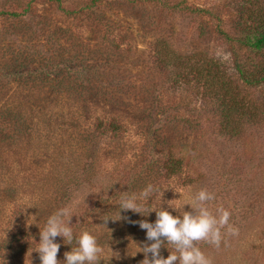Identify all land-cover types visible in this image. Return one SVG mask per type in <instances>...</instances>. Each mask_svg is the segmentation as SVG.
Masks as SVG:
<instances>
[{
  "label": "rangeland",
  "instance_id": "374dc122",
  "mask_svg": "<svg viewBox=\"0 0 264 264\" xmlns=\"http://www.w3.org/2000/svg\"><path fill=\"white\" fill-rule=\"evenodd\" d=\"M87 2L0 0V264H40L39 227L60 208L74 236H96L100 264H141L136 251L150 242L136 222L155 211L119 218L116 204L149 184L142 214L190 211L200 189L214 194V214L229 211L237 235L225 225L219 247L197 242L211 264H264V124L229 138L214 97L186 80L202 60L232 76L221 30L232 34L253 0H189L179 12L131 0L79 9ZM170 146L186 155L188 178L140 174L146 162L161 170ZM56 242L62 262L72 245Z\"/></svg>",
  "mask_w": 264,
  "mask_h": 264
},
{
  "label": "trees",
  "instance_id": "16d2710c",
  "mask_svg": "<svg viewBox=\"0 0 264 264\" xmlns=\"http://www.w3.org/2000/svg\"><path fill=\"white\" fill-rule=\"evenodd\" d=\"M51 1L57 2L58 6L61 4V0ZM99 1L101 0H89L79 9L92 8ZM131 1L142 3L149 1L174 12L191 9L189 0ZM11 14L19 15L16 12ZM221 33L230 49L234 70L232 76H227L229 71L220 62L202 60L198 66H190L186 73V80H196L203 88L205 96L214 97L217 121L223 134L239 140L246 132L253 131L254 128L264 124V0H253L248 16L232 34L224 30H221ZM163 43V40H159L158 48ZM242 92L245 95H242ZM107 125L108 128L119 126L116 119L111 120ZM175 151L177 150H173V146L166 149V158L163 160L161 170L158 161L146 162L144 164L146 168L144 167L140 174L146 173L148 176L150 173H157L166 178H188L186 176L189 172L185 171V168L190 166L187 157L184 153ZM131 170L133 169H130L128 173L134 176L135 172Z\"/></svg>",
  "mask_w": 264,
  "mask_h": 264
},
{
  "label": "clouds",
  "instance_id": "9594fccd",
  "mask_svg": "<svg viewBox=\"0 0 264 264\" xmlns=\"http://www.w3.org/2000/svg\"><path fill=\"white\" fill-rule=\"evenodd\" d=\"M152 192L153 186L149 184L138 195H121L116 204L119 218L121 209L131 210L143 216L155 211L153 222L146 219L136 222L140 229L145 230V239L150 242L138 247L139 250L136 251L144 254L141 264H211L210 259L197 246V242L204 241L219 247L222 240L220 230L225 225H228L229 234L237 235L238 230L229 225L230 213L227 209L217 207L215 214L210 210L208 205L215 199L212 192L200 189L193 197L192 203L187 204L190 211H183L178 215H173L161 206L159 210L153 208L146 215L142 214L141 201L147 200ZM71 217L67 208H60L49 214L43 227H39V242L34 250L38 253L40 264H100L102 248L96 236L87 229L80 230L79 234L74 236ZM58 236L63 238V243L72 245L69 251L64 252L62 262L57 259L60 248V244L56 242ZM165 243L174 248L167 257L160 253L161 245Z\"/></svg>",
  "mask_w": 264,
  "mask_h": 264
}]
</instances>
